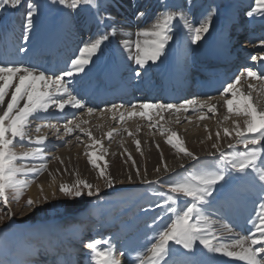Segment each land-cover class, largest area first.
Masks as SVG:
<instances>
[{"label": "bare ground", "instance_id": "obj_1", "mask_svg": "<svg viewBox=\"0 0 264 264\" xmlns=\"http://www.w3.org/2000/svg\"><path fill=\"white\" fill-rule=\"evenodd\" d=\"M97 2L101 5V15L110 14L115 18L116 35L110 37V40L102 45L97 54L92 57V61L85 67L84 72L79 73L74 81L71 78H66L72 85L73 95L80 99L85 107L73 108L68 105L61 111L55 106H50L48 111L37 112L34 117L29 118V120H38L34 127L36 129L37 127L41 128L39 125H44L40 132L41 137L49 129L45 125L52 124L56 128L60 126V129H64L66 125L61 124L71 120L73 123L67 125L68 128H71L76 125L77 118L84 116L87 121L85 129L75 128L72 130L73 132L66 133L64 138L55 139V130L51 127L52 130L48 134L46 133V136L54 132L50 138L54 144H59L62 141L76 142L78 136L85 135L86 137L88 132H91L92 139L87 138L81 146L74 148L66 146V149H58L55 152L43 149L41 156L29 158L28 162L24 163L27 167L40 168L42 164L46 165L38 173L30 172L26 176L34 181L30 188V193L33 196H36L38 188L52 187L55 183H59L58 186L61 184L70 186L77 179H83L93 184L96 178L100 177V169H104L105 178L109 176L112 178L114 181L112 187L115 188L121 179L128 180V176L143 182L159 178L180 168L181 165L186 166L192 162L190 158L168 144V139H173L174 143L182 141L183 146L197 157L217 153L216 149L212 147L214 143L218 144L220 150L223 151L228 147L229 142H236L233 122L239 123L243 128V121L246 119L242 115L240 118L229 120V126L221 124L220 121L225 116L228 117L229 113L224 100L231 98V94H228L227 97L221 95L223 88L234 79L236 71H243L245 68H251L258 74L264 75V60L259 59L264 56V47H261L260 44L261 39H264V18L260 16L251 18L245 15L252 0H190V2L189 0H167V3L173 6L172 9L176 10L175 6L177 5L182 6L187 13L189 22L193 24L201 19L202 13L209 5L217 8V18L213 19L212 30L205 36L206 38L195 45L187 41L185 30L178 29L179 36L175 47L170 49V46L166 45L164 55L156 62L149 61L144 69H141L129 57L135 54L136 33L142 28L149 27L156 14L163 10L160 7L161 0H97ZM137 11H144L146 15L139 17L136 14ZM25 14L26 7L23 5L15 11L12 21L0 23V62L34 66L44 70L47 74L59 73L71 58L78 55L79 48L90 38H94L97 33L94 22L88 25L82 23L85 16L89 15L86 12L69 17L65 15L63 9L62 13L56 17V13L40 6L34 19L33 29L27 32L23 29ZM244 15L245 17H243ZM247 26H251L256 30V33L250 29L248 36L238 38L239 40L234 39L237 38V33ZM106 30L110 32L111 28ZM257 31L262 36H258ZM25 34L29 36L28 41L23 39ZM224 36H230V41H226ZM123 40L133 42L131 51L124 47ZM234 43L244 47L243 56L236 58L235 64L232 63L229 69L224 72L223 66L228 65L232 60ZM21 47L27 48L28 51L20 52L19 48ZM252 56H256L258 59L253 60ZM193 70L198 71L196 77L193 76ZM136 71H141L139 77L135 75ZM190 71L192 74L189 75ZM189 81L200 84L196 90L199 98L191 94V88L188 87ZM249 84L253 85L251 95L254 102L258 106L264 107V92L258 91L264 89V81L252 78L242 79L241 84L237 87L247 90ZM132 87L136 92L139 91V94L134 95L133 93L127 97ZM13 90L14 88L9 89L6 101L10 99V93ZM113 96H119L118 99L122 100L108 102ZM192 99L203 102L204 107L201 108L199 104L190 105L187 112L168 110L159 114L155 109L144 110L149 115H157L151 125L147 124L150 122L149 119L146 121L136 115L132 117V119H137L131 126L111 128L109 120H114L117 117V112L113 118L112 113L103 111L113 104L123 105L124 109L120 108L119 111L122 110L126 117H129L128 110L126 111L125 108L131 102L137 105L145 102L179 104ZM23 103L24 101H21V106ZM209 105L216 106L215 114L208 111ZM88 108L94 109L91 114H94L95 117L89 116L91 114L88 113ZM191 114H195L193 118L196 119L203 114L211 115V123L200 130L184 131L179 128L177 123L191 119L192 117H189ZM82 122L84 123V121ZM32 126L33 124L29 122L28 128H32ZM153 127H158L160 130L166 129L171 132V135L162 134L161 131L153 132L155 130ZM225 128L232 132L231 137H224L223 130ZM114 129L115 131H112ZM109 132L113 133L111 139H108L107 136ZM173 132L177 134L178 140L172 136ZM217 132L221 134L219 141L216 137ZM74 135H76L75 139L72 140L71 137ZM93 140H99L100 143L95 144ZM137 140L140 141L139 151L135 143ZM86 153L103 156L104 159L101 162L97 160L100 168H95L89 163V155ZM105 161L107 162L106 168ZM165 165L169 171L164 170ZM137 170L140 172L139 176L136 175ZM48 192H50L49 189ZM214 195L217 196V199L203 207L204 214L214 222L213 230L217 235L220 234L223 223L232 227L233 237L248 235L250 234L249 230L255 232L249 218L253 215L257 198L255 188L250 182L240 176L233 178L225 186L223 193ZM57 197L54 206H50L51 210L55 206H61L65 199L61 193L60 197ZM211 200L210 197L209 201ZM221 205L224 206V210L218 211ZM138 236L141 235L136 236L135 233L134 237L123 243L122 250L132 258H136L137 251H142L140 249L142 242ZM198 249L207 251L202 249V246H198ZM210 254L215 257L218 264H245L244 261L222 257L219 254ZM68 258L72 259L74 264L77 261L80 262L76 258H72V253H68L64 261Z\"/></svg>", "mask_w": 264, "mask_h": 264}, {"label": "snow or ice", "instance_id": "obj_2", "mask_svg": "<svg viewBox=\"0 0 264 264\" xmlns=\"http://www.w3.org/2000/svg\"><path fill=\"white\" fill-rule=\"evenodd\" d=\"M51 3L58 7L62 6L65 15L69 17L82 12L88 13L89 15L85 16L82 23L88 25L94 22L97 33L94 38H90L88 42L79 48L78 55L71 58L66 67L61 69L59 73L47 74L44 70L34 66L0 62V202L5 206L9 203L8 192H12V198L18 202L24 190L29 187L31 181L21 179L22 176L26 177L30 172L38 173L46 167L43 164L40 168L24 165L23 160L41 156L43 149L33 147L23 154H17L14 151V141H17V139L19 141L26 139L31 141L32 138L27 130L29 118L34 117L37 112H46L50 106H55L61 111L68 105L73 108L85 107L81 100L73 95L72 85L66 78H71L74 81L79 73L84 72L85 67L92 61V57L97 54L102 45L108 42L110 37L116 35L115 18L110 14L101 15V5L97 0H51ZM22 4L26 7L23 29L27 32L33 29L34 19L39 10L36 0H0V10L5 7L17 9ZM160 7L163 10L156 14L151 25L140 29L136 33L137 39L134 41L135 54L129 58L134 60L135 64L140 66L141 69H144L149 61L156 62L164 55L166 45L174 38V29L185 30L187 41L192 45L198 44L210 33L213 19L218 14L217 8L209 5L202 13L201 19L193 24L189 22L187 13L182 6H175L176 10L174 11L172 10L173 6L169 5L167 0H161ZM136 14L139 17L146 15L144 11H137ZM245 15L251 18L256 16L264 18V0H252ZM108 28H111L110 32L106 30ZM101 29L105 30L102 31ZM224 38L226 41L231 39L230 36H224ZM23 39L28 41L29 36L25 34ZM122 44L127 50L131 51L133 42L123 40ZM260 44L261 47H264V39H261ZM19 51L27 52L28 49L21 47ZM251 58L253 60L258 59L256 56ZM259 59L264 60V56L259 57ZM135 75L139 77L141 71H136ZM248 78L264 81V75L258 74L251 68H245L231 82L226 84L221 93L225 97L231 94V98L224 100L228 112L235 111L236 115L246 117L243 121V128L239 123L233 122L235 124L236 142L235 144L231 142L228 144L230 149L235 148L236 145H242L244 151L225 153L220 150L218 144L214 143L212 147L219 152L218 163L214 162L211 167L191 171L180 180L167 184L168 191L162 195L165 204L158 205V207L166 208L170 223L158 230L153 241L145 245L142 251H137L136 260L133 264H162V262L168 264L165 258L175 257L178 254V249H174L172 244L188 250L189 253H193L194 248L202 246V249L207 250L208 253L244 261L245 264H264V107H260L254 102L251 95L253 85H247V90H241L237 87L241 84L242 79L247 80ZM13 88L10 99L6 101V97L9 96V89ZM258 91L264 92V89ZM21 101H24L22 106ZM197 104L201 108L204 107V103L196 99L185 100L179 104L145 102L139 105L131 104L127 114L129 117L139 115L150 118L149 113L144 110L155 109L157 114L168 110L175 112L184 110L187 112L190 105ZM123 107V105L113 104L103 111L112 113L113 118H115V113ZM137 107L141 109L138 113L135 111ZM87 111L91 114L94 109L88 108ZM208 111L215 114L216 106L209 105ZM203 118L201 117V119ZM119 119L124 120L123 113L120 114ZM161 119H163V116H161ZM224 119L227 120L228 117L225 116ZM69 123L73 122L69 121ZM45 126L56 128L55 125ZM76 127H79V125L77 124ZM65 130L71 132L73 129L65 126ZM36 131L39 132L40 127H37ZM56 131H59V129L56 128ZM129 134L131 135V133ZM87 135L92 139L91 132H88ZM112 135V132L107 133L109 138ZM223 135L224 137H231L232 132L225 128ZM172 136L178 140L175 132L172 133ZM216 137L219 141L221 138L220 132L216 133ZM44 139L45 137H37L35 143L37 145L42 144ZM93 142L95 144L100 143L99 140H93ZM135 143L139 151L140 141L137 140ZM167 143L192 161L199 160L194 153L183 146L182 141L174 143L173 139H168ZM157 147L159 146L157 145ZM86 154L89 155V163L95 168H100L97 160H103V156H96L95 153ZM209 155L215 156L216 153H209ZM17 161H21V163H17ZM133 164H135L134 161ZM106 167L107 162L105 161ZM181 167H184V165H181ZM164 170L169 171L166 165ZM233 173L250 182L255 188L256 206L253 215L249 218L255 232L249 230L250 234L248 235L233 237L232 227L227 223H223L221 224L220 234L217 235L213 230L214 222L204 214L203 206H207L217 199L214 193L217 195L223 193L225 186L233 179ZM99 175L105 177L104 169H100ZM136 175H140L139 170H137ZM128 179L131 180L132 176H128ZM113 183L114 181L110 176L106 178L107 187H112ZM145 183L163 182L157 180L145 181ZM58 190L62 195L71 197L73 200H78L85 195L92 197L100 192L99 186H94L83 179H77L71 186L61 184ZM210 197L212 198L211 201H209ZM33 204L34 201L29 198L26 207L31 208ZM223 210L224 206L221 205L218 211ZM68 214L71 215V212ZM6 215L11 220L14 214L8 209ZM3 218V216H0V220H3ZM102 243L109 244L110 242L89 241L84 244V247L90 250L85 254L89 264H122L120 257H123L125 253L121 252L117 256L114 247L101 248ZM39 253L40 250L37 249L35 254L39 255ZM0 264H3V262L0 261ZM64 264H72L71 259H66ZM172 264H179V262L173 260Z\"/></svg>", "mask_w": 264, "mask_h": 264}, {"label": "rangeland", "instance_id": "obj_3", "mask_svg": "<svg viewBox=\"0 0 264 264\" xmlns=\"http://www.w3.org/2000/svg\"><path fill=\"white\" fill-rule=\"evenodd\" d=\"M36 3L39 7L43 6L45 10H52V12L55 11L54 13H56L57 16H59L63 11L62 6L58 7L53 5L51 0H36ZM22 6L23 4L17 9L5 7L0 10V23L12 21L15 11L20 9ZM172 10L175 11V9ZM243 17H245V15ZM244 30H250L253 33H256L251 26H247ZM174 32L175 35L173 40L168 43L170 49L175 47L179 36L178 28L174 29ZM242 34L243 32H241L240 35H237V37L239 39L242 38ZM245 35H248V32ZM257 35L262 36L259 31H257ZM258 38L260 39L261 37ZM240 55L242 54L239 50H234L235 58L236 56L239 58ZM240 72L241 71H236L234 75H239ZM131 104L132 102L126 106V111L130 110L129 106ZM123 109L124 108H122V110ZM122 110L117 112V117L114 120H109L111 128L119 126L120 128L123 126L127 127L126 125L131 126L134 120L137 119L126 117ZM135 111L138 113L141 109L137 107ZM99 112L101 113V111ZM121 113L124 114L123 121L117 119ZM204 114L201 116L204 117L203 119H201V117H197V119L193 118L195 117V114H191L189 117H192L193 119L191 118L180 121L177 123V126L184 131H189L191 129L200 130L208 123H211V115ZM89 116L95 117L94 114ZM241 116L242 115H236L235 111L229 112L228 119H223L220 122L225 126H229V120L240 118ZM149 117L150 118H145L141 116L140 118L143 120L145 119L146 121L150 120V122L153 120L151 123H147L148 125H151L155 118H157V115H149ZM36 121L38 120H29V122L33 124L32 128L29 127L27 129L32 138L31 141L27 139L24 141H19L18 139L17 141H14V151L17 154H23L33 147H40L45 149V151L55 152L58 149H66V146H68L67 148H70V146L72 148L81 146L87 138L89 139L88 136L85 137V135H80L78 136L79 139L77 138L78 140L76 142L62 141L59 144H54L52 141H49V139L54 135V132H51L48 136H46V133L48 134V132L52 130V128L49 127V129L46 130V133L41 136L45 137L44 141L47 142L43 141L42 144L37 145L35 143V139L40 137V132L44 128V125H39L41 128L40 131L37 132L36 128H34L38 123ZM75 121L76 125L78 124L79 127L74 125L75 127L72 126L71 129H85L86 120L84 116L79 119L77 118ZM82 121H84V123ZM71 124L65 121V123H62L61 125L67 126ZM57 128L59 131H56V128H53V130H55L54 138H64L63 136H65L68 132L65 128L60 129V126ZM153 128L155 129L153 132L161 131L162 134L168 133L171 135V132L166 129L160 130L158 127ZM112 131H115V129ZM75 136L76 135L72 136L71 139L74 140ZM233 144H235V142H233ZM235 151H244L243 146L236 145L235 148L230 149L229 147H226L223 150L225 153ZM218 157L219 152H217L215 156L201 155L198 157V161H192L188 165L176 168L159 178L146 180H159L163 183H145V181L141 182V180L134 179L133 177L131 180L121 179L118 182V185L113 188L106 186L105 177H98L93 183L94 186H99L100 188L98 195H94L92 197L85 195L78 200H73V198L65 196L62 205L55 206L52 210L50 209V206H54L55 198L57 196L60 197V192L58 190L60 186H58L59 183H55L52 187L47 186L46 188H38L36 196H33L30 193V188L32 187L34 181H32L29 177L22 176L21 179H28L31 183L29 187L24 190L19 201L17 202L12 198V192H8V205L5 206L2 202H0V216L4 217L3 220H0V261H2L3 264H47L43 261V256H47L55 249V245L53 244V242H55L59 246V250H76V259L81 261L75 264H88V259L85 254L90 250L84 247L85 243L89 241H109V244L102 243L100 247L104 248L112 246L115 248L117 256H119L121 252L125 253L124 250H122L123 243L134 237L135 233L136 236L141 235L138 237L142 242V247L140 249L143 250L145 245L153 241V238L158 230L170 223L168 219L169 214L167 213L166 208L158 207V205L165 204V201L162 199V195L168 191L167 184L172 181L180 180L191 171L211 167L214 162L218 163ZM28 160L29 159L23 160L22 163L24 164L28 162ZM101 161L102 160H98V162ZM17 163H21V161H17ZM236 177H239V175L233 173V178ZM48 189L50 192H48ZM53 193H55V195H53ZM45 197H47V199H45ZM29 198L34 201L31 208L26 207ZM8 209H10L14 214L11 220H9L6 215ZM69 212H71V215L68 214ZM131 225H133V227H131ZM172 247L174 249H178V254L176 256L179 257L175 256L165 258L168 261V264H172L173 260L178 261L179 264H218L216 263L215 257L207 251L198 249V247L194 248V254L189 253L188 250H185L187 253L183 252L182 250L184 249L175 244H172ZM37 249L40 250L39 255L35 254ZM59 258L60 256L57 257V260ZM120 258L122 260V264H133L136 260V258H132L126 254ZM52 259H54V257ZM64 259L65 258L63 256L61 260ZM60 264H64V262L61 261Z\"/></svg>", "mask_w": 264, "mask_h": 264}]
</instances>
